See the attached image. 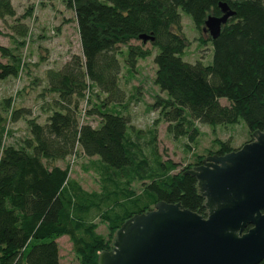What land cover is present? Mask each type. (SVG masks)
Segmentation results:
<instances>
[{
    "label": "trees",
    "instance_id": "obj_1",
    "mask_svg": "<svg viewBox=\"0 0 264 264\" xmlns=\"http://www.w3.org/2000/svg\"><path fill=\"white\" fill-rule=\"evenodd\" d=\"M218 2H225L234 13L214 39L209 37V62L182 60L187 42L179 11L202 32L207 15H220ZM66 5L73 10L80 54L44 71L46 88L55 95L45 107V121L29 117V136L20 147L2 146L5 129L0 112V264H59L55 239L61 235L68 237L79 264H96L119 225L160 200L179 202L205 215L194 177L180 174L183 169L176 171V163L161 159L154 147V130L142 144L138 131L114 108L126 97L118 84L119 58L133 70L138 59L150 55L144 43L155 49L153 82L166 94L151 108L158 110L172 137L193 141L197 131L190 126L192 121L212 126L242 121L250 132H264L260 0H66ZM5 17H15L10 0H0V20ZM10 27L19 37L26 32L18 22ZM141 34L152 40H140ZM130 40L139 43L129 44ZM16 72L15 64L0 63V80ZM89 89L103 95L85 111L98 118L96 126L80 122L78 116ZM8 106L4 98L1 110ZM22 113L30 112L15 109L9 117L15 121ZM78 150L91 158L86 169L97 176V190L82 188L69 178L67 166L56 163ZM230 150L219 142L214 153ZM136 182L139 192L132 188ZM96 218L105 224V236L95 231ZM258 264H264V258Z\"/></svg>",
    "mask_w": 264,
    "mask_h": 264
},
{
    "label": "rangeland",
    "instance_id": "obj_2",
    "mask_svg": "<svg viewBox=\"0 0 264 264\" xmlns=\"http://www.w3.org/2000/svg\"><path fill=\"white\" fill-rule=\"evenodd\" d=\"M10 1L15 10V17L0 20V63L15 64L17 72L15 76L0 80V112L4 117L5 129L1 145L20 147L22 140L29 136L26 120L31 117L38 123H43L48 114L45 107L55 97L46 88L44 71L47 68L59 67L71 54H80V47L73 10L66 5V0ZM179 14L182 34L187 42L181 54L182 60L192 62L199 59L203 63L209 62L211 45L208 42V34L197 30L186 13L179 11ZM14 22L26 27L24 36L19 37L12 30L10 26ZM130 43L139 41L130 40ZM143 46L150 50V55L138 59L133 70H128L123 59L119 58L121 70L118 84L126 97L121 106H114L115 110L127 117L132 129L138 131L142 144L149 139V130H154V147L157 154L162 160L168 159L176 163L178 171L198 164L206 155L214 153L219 142L227 143L228 147L234 150L251 139L250 131L242 121L214 126L192 121L190 126L197 131L193 141H188L184 136L172 137L166 131L167 123L159 118L158 110L151 108L157 98H165L166 94L153 82L155 65L152 57L155 49L148 42ZM85 95L90 101L86 103L85 97L80 103L79 120L96 126L98 118L94 115L86 116L85 111L91 104H98L103 95H96L95 89L87 90ZM4 98L8 99L9 106L2 111ZM219 102L223 104L225 100L221 98ZM15 109L27 110L30 113H22L18 119L11 121L9 116ZM89 160L91 158L82 155L78 150L75 155L67 156L56 163L62 167L67 166L69 178L91 191L97 190L99 185L97 176L86 169ZM132 188L139 192L140 183H133ZM94 222L97 224L95 231L105 236V224L97 218ZM55 241L58 246L59 264H79L67 236H58Z\"/></svg>",
    "mask_w": 264,
    "mask_h": 264
},
{
    "label": "water",
    "instance_id": "obj_3",
    "mask_svg": "<svg viewBox=\"0 0 264 264\" xmlns=\"http://www.w3.org/2000/svg\"><path fill=\"white\" fill-rule=\"evenodd\" d=\"M217 6L220 15H207L201 27L211 39L234 13L225 2ZM250 138L180 173L194 177L204 216L179 202L157 201L119 225L96 264H258L264 258V132L254 129Z\"/></svg>",
    "mask_w": 264,
    "mask_h": 264
}]
</instances>
